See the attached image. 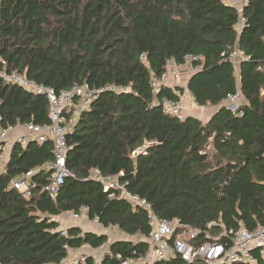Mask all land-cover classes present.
Segmentation results:
<instances>
[{
  "label": "trees",
  "instance_id": "obj_1",
  "mask_svg": "<svg viewBox=\"0 0 264 264\" xmlns=\"http://www.w3.org/2000/svg\"><path fill=\"white\" fill-rule=\"evenodd\" d=\"M242 7L237 29V6L224 0L0 1V71L56 93L75 85L99 91L66 136L72 176L55 199L44 191L51 142L7 146L6 161L0 159V264H62L85 247H106L99 264L146 256L145 213L105 190L95 170L126 184L158 218L202 234L264 226V0ZM233 50L246 59L232 62ZM186 56L196 59L186 91L198 107L215 108L204 124L163 111L161 102L180 101L182 88L161 85L153 93L167 61L183 66ZM237 92L242 105L231 112L222 100ZM29 123H48L45 97L0 77V129ZM4 150L0 143V155ZM27 172L36 186L25 197L11 181ZM83 208L87 220L127 240L109 243L79 228L62 235L56 219ZM85 258L83 264L96 263ZM254 264H264V256Z\"/></svg>",
  "mask_w": 264,
  "mask_h": 264
},
{
  "label": "built area",
  "instance_id": "obj_2",
  "mask_svg": "<svg viewBox=\"0 0 264 264\" xmlns=\"http://www.w3.org/2000/svg\"><path fill=\"white\" fill-rule=\"evenodd\" d=\"M242 2L245 3L246 0H230L231 4L237 6V29H240L245 21ZM239 58L246 59L236 50H233L229 55V59L235 63ZM195 60L194 57L186 56L184 64L190 66ZM2 64L4 63L2 62ZM174 68H176L174 61L169 60L160 79L153 78L152 88L154 94L158 92L161 83L167 80ZM0 77L6 83L18 85L34 94L44 96L48 103L47 124L29 123L23 126H9L0 129V143H5V150L0 155V159L3 162L6 161L7 146L13 143L24 146L32 140L39 144L50 141L53 160L47 164L50 178L44 187V191L51 199H55L61 185L67 178L72 176L65 164L68 153L66 136L76 124L81 111L96 99L99 91L92 90L87 86L75 85L67 91L56 93L51 88L28 80L24 75L7 74L0 71ZM161 105L166 114L175 116L180 120L183 119L181 101L164 99ZM222 105L231 112L237 111L242 105L240 93L237 92L227 96L222 100ZM238 116H241L240 112ZM18 129L22 133H16ZM11 136H13L12 139H9ZM98 174V171L95 170L92 176L104 185L105 190L117 191L119 193L118 198L128 201L135 209L143 211L146 215L150 227L149 252L146 256L138 258L134 264H155L176 257L184 262L195 260L202 262V264H254L256 255L259 257L264 256V226H258L253 230H248L245 227H239L236 230L222 229L216 236L210 235L209 231H204L202 234L199 230L182 225L176 220L158 218L146 200L126 190V184L119 183L116 179H101ZM32 175L33 172L20 175L18 179L11 181L12 187L28 197L31 190L36 186V183L32 181ZM109 197H113V194ZM86 212L87 209L83 208L78 215L66 214L64 220H77L80 217L87 219ZM52 220L54 219L52 218ZM214 226V223H210L207 228L211 229ZM60 231L62 235L66 234L65 229L62 228ZM201 235L206 236L199 240ZM224 239L228 240V243H223L222 240ZM85 259L83 255L68 257L62 264H83ZM99 261H96L95 264H99Z\"/></svg>",
  "mask_w": 264,
  "mask_h": 264
},
{
  "label": "rangeland",
  "instance_id": "obj_3",
  "mask_svg": "<svg viewBox=\"0 0 264 264\" xmlns=\"http://www.w3.org/2000/svg\"><path fill=\"white\" fill-rule=\"evenodd\" d=\"M191 73H192L191 67L180 68L178 70L173 69L171 74L172 76L168 80H164L163 83H161V85L171 86L172 88H176V87L182 88L184 91L182 98H180V101L182 106L181 113L182 115H184L183 118L193 117L198 119L204 124L207 123L210 117L215 113L214 112L215 108H210V107L200 108L194 103V101L190 100V96L188 95V93H185L186 83ZM83 222H86V220H84ZM95 224H91L90 228H92L95 232H100L102 230L101 227ZM118 237H121V235L116 230H110L109 238L111 240H115ZM102 251H91L90 249H87L85 247L77 251L74 255L82 256L83 254H85L92 256L95 259V261H99L102 255ZM71 254L72 253L69 252V258H72L74 256L73 254L72 255Z\"/></svg>",
  "mask_w": 264,
  "mask_h": 264
},
{
  "label": "crops",
  "instance_id": "obj_4",
  "mask_svg": "<svg viewBox=\"0 0 264 264\" xmlns=\"http://www.w3.org/2000/svg\"><path fill=\"white\" fill-rule=\"evenodd\" d=\"M227 4L228 3H230V0H224ZM185 67H189V66H186V65H183V66H177L176 68H174V69H176V70H178V69H180V68H185ZM173 71V70H172ZM172 71H171V74H172ZM169 75L168 76V78H167V80L172 76V75ZM171 87V86H170ZM185 93H188L187 91H185ZM188 95H189V93H188ZM190 96V95H189ZM180 98H182V96L180 97ZM190 100H192L193 101V99H192V97L190 96ZM16 133H22V131L20 130V129H18L17 131H16ZM15 133V134H16ZM12 137L13 136H11L9 139H12ZM66 214H63V215H61V216H59L57 219H56V221L59 223V225H60V227L61 228H63V229H68V228H79L82 232H91V233H94V234H96V235H105V236H107V238H108V242L109 243H111V242H116V241H126L127 240V237L123 234V233H121L120 231H117V229H115V228H110V229H105V228H103L102 226H100L98 223H96V222H94V221H89V220H87V219H85V218H82V217H80L79 219H77V220H73V219H70L69 221H65L64 220V216H65ZM84 220H86V222H83ZM96 223V224H95ZM91 224H95V225H97V226H100L101 227V231L100 232H95L92 228H90V226H91ZM110 230H116L120 235H121V237H118L117 239H115V240H111L110 238H109V233H110ZM129 239V238H128ZM88 249V248H87ZM105 249V247L102 249V250H104ZM77 251H79V250H71L70 252L74 255ZM71 254V255H72ZM74 256H76V255H74ZM83 256H85V254H83Z\"/></svg>",
  "mask_w": 264,
  "mask_h": 264
}]
</instances>
